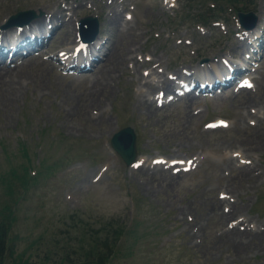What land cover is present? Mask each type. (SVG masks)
<instances>
[{"label": "rangeland", "instance_id": "obj_1", "mask_svg": "<svg viewBox=\"0 0 264 264\" xmlns=\"http://www.w3.org/2000/svg\"><path fill=\"white\" fill-rule=\"evenodd\" d=\"M55 1L60 8L67 4L73 8L59 15L60 27L40 46L41 56L18 75L24 83L17 98L4 104L5 97L0 95V208L5 203L14 208L16 221L10 235L16 253L28 264H75L84 250L93 247L94 251L95 238L108 235L109 239L121 237L116 239L119 246L109 264H264V237L248 239L246 244L230 232L233 227L244 231L246 224L254 232L264 231V147L248 158L238 157L251 144L244 140L258 139L264 144V56L257 68L250 64L255 86L249 92L227 86L212 96L180 98L161 108L155 104L162 91L155 89L147 95L140 78L143 75L160 85V74L166 77L180 67L205 72L216 58L228 53L243 56L242 51L248 50L236 36L242 28L233 4L223 2V20L203 26L196 15L207 13L205 4L211 7L213 1ZM53 2L0 0V22L18 11L40 15L36 8H51ZM217 4L214 10L219 9ZM259 4L256 11H264V0ZM111 5L118 15L122 59L136 38L139 63L135 65L126 56L128 67L116 66L112 59L102 76L101 70L89 76L77 69H63L58 59L61 54L55 53H66L78 41L82 18L98 17L95 40L105 44L107 37L119 35L108 25L107 7ZM69 16L75 32L64 39L65 31L72 28L64 24ZM152 67L156 73L150 74ZM182 72L181 79H187ZM108 75L113 78L109 86ZM92 77L100 84L93 87ZM143 94L153 112L138 108ZM92 97L96 109H89V117L77 102L83 99L84 104ZM245 98L251 102H244ZM63 112L76 131L62 125ZM99 117L101 122L109 118V126L99 122ZM215 120L222 122L220 127L204 128ZM125 126L136 133L138 155L145 162L143 172L135 168L137 163H125L110 144L111 135ZM164 160L175 165L170 163L167 168ZM242 164L261 172L254 183L238 175ZM25 166L26 181L19 177L1 180L11 170L23 176ZM229 184L236 193L226 191ZM216 199L223 203L219 209ZM233 203L237 213L222 219L221 209L227 212Z\"/></svg>", "mask_w": 264, "mask_h": 264}, {"label": "bare ground", "instance_id": "obj_2", "mask_svg": "<svg viewBox=\"0 0 264 264\" xmlns=\"http://www.w3.org/2000/svg\"><path fill=\"white\" fill-rule=\"evenodd\" d=\"M71 8H73V7L68 5V4L65 7H63V8H60L58 6V2L55 1V0L53 2V6L51 8H50L49 5H47V6H45V5L40 6L39 5V7L36 8L35 11L36 12H40L41 14L40 15L37 14V16L31 22L26 23L23 26H17L16 25V26H13L10 29H7L6 33H8L10 35L12 34V37H7L3 33L0 32V95H4V97H5V99H3V100H5L4 104L5 103L6 104H11V102H13L17 98L16 95L20 92L21 87L23 86V83H24V80L22 79L23 76H21V75L18 76V75L22 74L23 71H25L27 67L32 65L34 60L37 59L36 57L41 56L40 52H41L42 49H40V46L43 45L44 41L51 35L53 29L55 28V26L57 24L59 15L63 16ZM107 9H108V11H107L106 17H108V20H107L108 21V25L115 27V29H116L115 31H117L119 33V35H116L114 37H107L106 38L107 42L105 43V45L102 44L103 46H105L104 47L105 50L102 53L99 52V47H97L96 45L92 44L90 49H87L89 47V45H84L83 46L84 49H87V50L78 51V53L75 56H72V54H68L67 59L69 58V61H68V64L66 65V67L77 69L81 73H88L89 76H93V75H95L98 72V70H101V76H102L104 71H106L107 69L109 70V67L111 65L108 68H107V66L112 62V59L115 60L114 62L116 63V66L121 65V64H126V66L128 67V61H130V60H127L126 56H129L130 59L134 62V64H135V62L139 63V60L137 59V57L135 55V46H137V44L139 43L137 40L134 41L136 38L129 42L128 49L125 50V52H126L125 53L126 55L124 56L125 59L124 58L122 59L123 50H122V47H118V40L119 41L121 40L120 39L121 38L120 37L121 33L119 32V29L117 27L118 26V24H117V20H118L117 16L118 15L116 16V10H115V7L113 5L107 7ZM260 12H261L262 15H264V11L263 10H260ZM62 18H64V17H62ZM25 22H27V21H25ZM261 22H262V17L259 15V24ZM2 23L3 22L1 21L0 25ZM120 23H121V21H120ZM64 24L65 25L69 24V26L72 25L71 24V16H69V18L67 19V21L64 22ZM74 29H75V27L73 26L71 28V30L65 31V38L64 39H66L70 33L73 34L75 32ZM111 29H113V28H111ZM125 30H126V28H125ZM104 32H105V30H104ZM260 32L262 33V32H264V30L260 28ZM52 36L53 35H51L49 38H51ZM49 38L47 40H49ZM75 38H76V35H74L72 39H75ZM263 38H264L263 36H259V38H253V44H252V55L253 56H255L254 54H256L262 48V45L264 44V39ZM71 41H70V43H71ZM70 43L68 41V42H66L64 44L67 45V44H70ZM131 44H133V45H131ZM63 49H66V48H63ZM68 51H69V48H67L66 53ZM4 53H7L8 56L10 57L9 61H5L2 58ZM118 57L120 59L117 61ZM222 63H224V62H222ZM85 67H87V68H85ZM201 67L202 66H198L196 68H201ZM207 67H208V69H212V66H210V65H208ZM113 68H115V64L110 69L112 70ZM154 68L155 67L151 68V72H149L150 74L156 73ZM111 70H110V72H111ZM241 71H243V68L240 65H237V66L226 65L221 70V72L215 73V75L212 78H210V79L206 78L207 76L206 77H202L198 73H194L195 72L194 70L190 71V72H186L188 77H192V80L190 82V90L187 93H185L184 98L188 99L189 97L192 96L190 98V99H192V98L197 97V96L193 95V93L196 90L197 91L213 90L214 88L219 87L222 83L228 82L230 79L235 77L238 72H241ZM181 72H182L181 69H175L172 72L171 76H166L165 77L164 75L160 74V76H161L160 77L161 80H159L160 81L159 82L160 85H155L153 82L152 83L148 82L147 78H145L143 75H141V77L140 76L139 77L143 81L142 87L146 88L145 89V93L147 95L149 93L151 94V92H153L155 89H157V91H162L161 95L164 96V95H167L169 93L172 94L173 92L176 91L177 82H175L174 80H175V78H181L182 77V73L183 72L182 73ZM106 73H108V72H106ZM9 78H10L11 82L9 84H7L6 81ZM97 79H98L97 77H92L90 79V81H93V83L91 82L93 87H94V85L97 86V85L100 84V82ZM109 79H113V78L111 76H109V75L107 76V81H106L107 86L110 85ZM160 88H161V90H159ZM241 90L249 92L247 89H241ZM227 92H228V90H225L222 93H227ZM229 93H231V92H229ZM234 93H235V91H234ZM215 94H217V93L215 92ZM262 96L263 95H261L259 98H261ZM222 97H224V96H222ZM98 98H100V97H98ZM139 98H138V100H139ZM143 98L144 99H141L140 102L138 101L139 102L137 104V106H139L138 108H140L142 106L143 107V108L141 107L142 109H144V108L147 109V107H148V110L150 112L151 111L153 112L154 109L150 108V103L151 102H150L149 98L145 97V94H143ZM94 100L96 101V99L93 98L89 102V99H87L86 102L84 104H82L81 102H83V99H78V102H77L78 106H79V109L81 107H83L84 109L86 108L85 110L89 114V117L91 116V111L90 110L91 109H96L95 108L96 105H95V101ZM244 102L249 103V102H251V100L248 99V98H245ZM91 103H94V104H91ZM101 104H102V100H101ZM104 114H105V112H104ZM99 118H100L99 122H101V117H99ZM61 123L67 129L76 131L75 126L73 124L69 125L68 117H67L66 114H64V112H63V114L61 116ZM101 123H103L105 125H108L110 123V120H109V118H107V119H104ZM244 141L245 142H250L251 144H250V146L247 147L244 156L242 154H238L239 155L238 156L239 159L241 157L248 158V156H250V154L252 152L254 153L256 151H262L263 150L264 144H263V142L261 140H258V139H249L248 140V139H246ZM228 161H230V160H228ZM136 162H138V163L135 166V168H137L141 172H143L144 171L143 170V164H145L144 159H142L140 156H137V158L135 159V161L132 164H134ZM232 162H234V161H232ZM230 164H235V162L234 163H230ZM153 165H154V163H153ZM252 166H250L248 164L240 165V168H239L240 171L238 172V175L244 177L248 181H251V182L255 181V178L260 177L261 172L258 171V169L256 167H252ZM166 167L169 168V166H166ZM256 170H257V172H256ZM89 174H91V173H89ZM246 183H248V182H246ZM226 186L227 187H225V189H226V191L228 193L232 192V191L235 192V190H236L235 186H232V184H229V187H228V185H226ZM222 192H224V191H222ZM219 200L220 199H216L214 201V203H215V205L217 206L218 209H219V207L221 208V206L223 204ZM227 204H228V202H227ZM238 210H239L238 207H236L234 203L231 205V207L229 208V210L227 212H225L224 210L221 209V214H222V217H223L222 219H224L226 217L229 218L230 216L235 215ZM238 221L240 223H242V224H246L245 221L243 219H241V218H239ZM230 232L232 233L233 236H235L236 239L242 241L243 243H246V241L248 239H251V241H252V239H254L255 237L256 238L264 237V231H262V232H258V231L254 232V230L252 228H250V226L248 224H246L244 231H240L238 229H234V227H233ZM246 244H248V243H246ZM242 246H245V244L242 245Z\"/></svg>", "mask_w": 264, "mask_h": 264}, {"label": "trees", "instance_id": "obj_3", "mask_svg": "<svg viewBox=\"0 0 264 264\" xmlns=\"http://www.w3.org/2000/svg\"><path fill=\"white\" fill-rule=\"evenodd\" d=\"M243 1L239 0L237 3L240 4ZM237 10H242V8H238ZM202 19H204V15L200 14ZM25 149V148H24ZM25 153L27 154V150L25 149ZM27 169L28 167H22L23 176H18L14 170L8 172V174H4L1 178L2 181L11 179L12 177H19L22 181H26L27 179ZM9 192L12 193L11 185L7 184ZM16 217L14 216V208L10 205V203H5L1 205L0 208V264H9L7 263V259L10 260V264H28L25 263V258H23L22 254H18L15 251L14 246L12 245L13 238L10 235L13 223H15ZM101 229V228H100ZM109 239L108 235L99 236L93 240L94 251L91 249H86L82 252V258L76 261L75 264H109V260L113 257L119 243L116 244V239ZM114 240V242H113Z\"/></svg>", "mask_w": 264, "mask_h": 264}, {"label": "water", "instance_id": "obj_4", "mask_svg": "<svg viewBox=\"0 0 264 264\" xmlns=\"http://www.w3.org/2000/svg\"><path fill=\"white\" fill-rule=\"evenodd\" d=\"M27 16L32 17L34 15L33 11H26V12H20L18 14L19 17ZM240 19L242 22L245 20V18L249 17L248 15L241 14ZM247 16V17H246ZM15 17H11V20H13ZM90 19V20H88ZM86 21L94 22L96 23V19L88 18ZM92 20V21H91ZM97 26V23L95 24ZM111 141L113 146L122 154L123 158L127 163L131 162L135 157V134L133 130L130 127L124 128L116 133L113 134L111 137Z\"/></svg>", "mask_w": 264, "mask_h": 264}]
</instances>
